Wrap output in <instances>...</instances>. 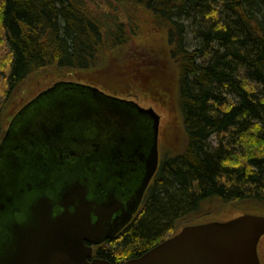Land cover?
Listing matches in <instances>:
<instances>
[{
    "label": "trees",
    "instance_id": "1",
    "mask_svg": "<svg viewBox=\"0 0 264 264\" xmlns=\"http://www.w3.org/2000/svg\"><path fill=\"white\" fill-rule=\"evenodd\" d=\"M119 2L139 18L120 23L83 0H0V146L8 119L68 74L101 85L109 76L100 73L119 68L138 77L132 90L150 88L176 108L179 152L163 156L139 219L98 251L110 264L209 223L214 208L264 210V0ZM132 43L138 66L127 56ZM109 79L111 91L124 88ZM27 83L46 87L12 112Z\"/></svg>",
    "mask_w": 264,
    "mask_h": 264
},
{
    "label": "rangeland",
    "instance_id": "2",
    "mask_svg": "<svg viewBox=\"0 0 264 264\" xmlns=\"http://www.w3.org/2000/svg\"><path fill=\"white\" fill-rule=\"evenodd\" d=\"M83 2L98 15H106L120 23L140 16L139 11L135 9L131 12L119 0H83ZM191 38L192 36L189 35L188 39ZM189 43L193 45V42L189 41ZM137 49V46L132 43L127 56L133 57L138 66L141 64L142 52H138ZM137 66L134 70L139 69ZM108 76L114 81L121 80L124 88H121V91H111L110 83L107 81H110ZM124 77L121 69L117 68L109 75L104 72L99 74L98 79L108 78L101 82V85L94 84V80L90 78L81 80V76L72 77L71 74H68V79L63 78L60 81L97 87L106 95L121 100H132L144 109L152 108L160 117L161 155L179 152L182 130L178 131L175 143L173 141L167 143L164 132L167 127H175V125L178 127L176 108L168 104H165L167 106L165 107L161 101L156 100V97L150 96L148 93L150 88L141 92L132 90L131 88L138 87V81H136L138 77H134L132 82ZM55 81L49 82L47 86L50 87V83L54 84L57 82ZM45 87L46 85L40 91ZM40 91L34 88L33 83L25 84L19 91L25 94L24 98L18 97L17 100L12 101L14 104L12 112L18 111L27 102L26 100L34 98ZM10 120L9 118L8 121ZM8 121L4 130L8 127ZM148 123L147 118L139 117L121 104L101 96L94 97L87 90H65L63 86L43 96L23 111L15 121L14 136L0 158V264L9 255L8 249L3 246L11 245L15 234L13 227L25 223L30 207L39 195L48 192L55 185V179L66 182L74 174H90L91 177L86 181L91 187L101 182L105 189L110 188L114 184L117 173V160L125 154L127 147L135 144L140 138L143 147L147 149ZM74 137L101 139L100 148L97 152H89L92 149L91 145L87 151L75 150L72 155L70 150L75 145H71L69 141ZM121 139H125L127 146H118ZM13 147L20 148L17 155L12 154ZM6 159L8 166L13 161L16 162L19 167L17 172H8V166L3 168ZM208 213L211 215L205 218L208 222H225L244 214L264 216L262 207L254 208L248 205H241V208H214ZM257 250L260 264H264V236L261 237Z\"/></svg>",
    "mask_w": 264,
    "mask_h": 264
},
{
    "label": "water",
    "instance_id": "3",
    "mask_svg": "<svg viewBox=\"0 0 264 264\" xmlns=\"http://www.w3.org/2000/svg\"><path fill=\"white\" fill-rule=\"evenodd\" d=\"M61 86L65 90H87L94 97L101 96L121 104L129 110L132 109L131 111L139 117L148 119L150 122L149 151L145 161L144 177L136 193L137 196L141 195L157 170L160 117L152 108L144 109L134 102L105 95L95 87L72 82H58L40 93L13 118L0 146V158L14 136L12 131L14 128L12 130L10 128L13 122L28 107ZM12 149V154L17 155L20 148ZM7 166L6 159L3 168ZM18 168L13 161L8 166V172H17ZM78 189L82 190L79 187ZM43 202L46 205L48 201L44 199ZM85 206L80 204L74 208L72 214H67L68 207L65 204L62 207L63 213L56 219L51 218L50 209L46 208L40 224L34 230H21L16 233L20 226L15 225L11 245L3 246L8 249L9 255L1 264H110L102 260L88 261L92 249L85 246V243L99 245L105 233L99 230L98 221L95 224L91 223L90 214L93 210ZM35 207L38 208L39 205ZM263 236L264 216L244 214L226 222L185 226L173 238L162 242L141 257L123 264H260L257 249Z\"/></svg>",
    "mask_w": 264,
    "mask_h": 264
},
{
    "label": "flooded vegetation",
    "instance_id": "4",
    "mask_svg": "<svg viewBox=\"0 0 264 264\" xmlns=\"http://www.w3.org/2000/svg\"><path fill=\"white\" fill-rule=\"evenodd\" d=\"M127 102L134 101L128 100ZM148 127L150 132V122ZM10 128L11 130L14 128L12 130L13 132L16 131L15 121ZM176 128L177 126L175 125V127H167L164 131L167 143L171 141L176 142L179 131ZM69 142L71 145H75L70 150L72 155L75 153V150L87 151L91 145L92 149L89 152H97L101 145V139L91 140V138L74 137ZM119 142L120 145L118 146H127L125 139H121ZM160 144L161 138L158 135L157 170L141 195L137 196L136 193L139 191L144 177L145 161L149 150L148 147L147 149L143 147L142 140L138 138L136 143L128 146L125 154L118 158L117 173L114 178V184L110 188L105 189L101 182L91 187L86 181L91 177L90 174H74L66 182L62 179H55V185L48 192L39 195L36 202L30 207L25 223L19 225L20 227L16 233L21 230L28 231L36 229L40 224L46 208L50 209L51 218L56 219L63 213V205L66 204L68 207L66 213L72 214L74 208L83 204L86 205L85 207L92 208L93 210L90 214L91 223L95 224L98 221L100 225L99 230L105 233V237L99 245L93 246L90 243H85V246L92 249L91 257L88 260H102L98 256V251L103 248L107 250L111 245L113 246V244L120 240L123 233L139 219L146 202L147 194L154 186V180L156 179V174L163 158L160 153ZM15 149L16 147L12 150ZM36 150L41 151L40 149ZM88 170L90 171L91 169L89 168ZM78 187L82 190H79ZM82 193L83 195H81ZM44 199L48 201L46 205L43 202ZM37 204L39 205L38 208L35 207Z\"/></svg>",
    "mask_w": 264,
    "mask_h": 264
}]
</instances>
